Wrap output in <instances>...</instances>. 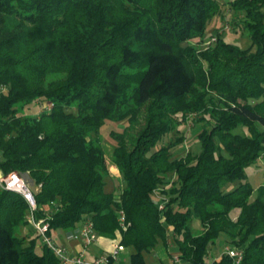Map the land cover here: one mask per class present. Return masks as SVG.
<instances>
[{
  "label": "trees",
  "instance_id": "16d2710c",
  "mask_svg": "<svg viewBox=\"0 0 264 264\" xmlns=\"http://www.w3.org/2000/svg\"><path fill=\"white\" fill-rule=\"evenodd\" d=\"M237 2L253 44L219 35L198 52L184 43L205 34L219 0H0V171L31 176L38 217L119 232L130 264H147L170 236L188 264H236L227 248L241 249V264H264V184L254 197L246 175L264 154V0ZM193 110L204 113L201 151L174 156L176 142H162ZM107 120L128 122L113 134L119 195L106 189L93 137ZM28 213L20 193L0 191V264H61L18 235ZM217 245L226 248L211 259Z\"/></svg>",
  "mask_w": 264,
  "mask_h": 264
},
{
  "label": "rangeland",
  "instance_id": "374dc122",
  "mask_svg": "<svg viewBox=\"0 0 264 264\" xmlns=\"http://www.w3.org/2000/svg\"><path fill=\"white\" fill-rule=\"evenodd\" d=\"M220 1V10L218 13L214 15V18L208 24L207 29L205 30V34H203L199 38L191 39L187 43H184L185 46L193 45L194 48L197 49L198 52H201L203 49H208L215 45V41L218 39L220 35L221 38L225 39L228 43H234L239 47L249 48L253 43L250 39L248 29H246L244 22L249 19L246 16L245 11H238L236 7L237 0H219ZM213 41V39H215ZM217 96L214 99L217 100ZM38 105H30L26 107L27 113L38 114L42 110L43 106H46L47 103H37ZM210 105V104H209ZM211 106V105H210ZM204 113L199 110H193L187 113V115L183 116L181 113L177 114L175 117L176 120V130L172 133L166 135L163 140V144H176V147L173 148L174 156H181V154H185L187 152L199 153L201 151V141L199 140V133L202 131L203 122H200ZM209 117L208 115L206 118ZM143 123V122H142ZM128 125L126 120L122 121H112L107 120L104 126L93 133V137L99 138L103 144L105 149V155L107 164L110 171L106 189L110 192L115 191L117 195L120 194L122 188L124 186L123 179L120 175L118 166L113 160L112 153L114 147L117 143L115 137L113 136L114 132H120ZM141 125H138L137 129H139ZM237 132L245 133L246 130L240 128ZM180 139V140H179ZM161 144V143H159ZM159 144L157 146H159ZM25 180L33 185V180L31 176L26 174H21ZM247 180L252 184L255 189L256 197L257 190L264 184V157L261 160L258 159L253 164H250L246 169ZM239 181H235L234 184L226 187L227 190H231L235 185L238 184ZM193 228H199V224L197 219H194ZM18 235L21 238H24L26 241H29L32 238H36V251L42 252L43 247L45 246L42 238L36 234L35 229L29 225H23L19 231ZM173 238V236H171ZM98 245V244H97ZM94 244L92 247L96 248L97 246ZM225 245L220 246L217 245L212 247L210 258H220L225 250ZM178 255V254H177ZM119 264H129V260L126 262H121Z\"/></svg>",
  "mask_w": 264,
  "mask_h": 264
},
{
  "label": "built area",
  "instance_id": "2783aa9c",
  "mask_svg": "<svg viewBox=\"0 0 264 264\" xmlns=\"http://www.w3.org/2000/svg\"><path fill=\"white\" fill-rule=\"evenodd\" d=\"M213 39V41H215ZM264 157L261 155L259 160ZM8 190L20 193L29 204V213L27 215V223L31 225L36 234L42 238L45 246H48L59 258L61 264H115L119 258L121 252L124 250V245L120 242L114 244L113 248L101 255L88 258L86 256V250L97 241L100 237L97 232L92 219L87 218L80 225L75 228L66 231V238L69 241L78 242L81 244V249L77 252H72L70 248L60 244L54 235V229L50 224L51 215H43L38 217L36 211L38 204L35 198L32 184L27 182L25 178L18 171H11L7 174L0 171V191ZM160 202L159 208L163 209L166 203L165 195H159ZM55 204V203H54ZM119 221L122 229L126 230L128 223L126 221V214L124 210L119 211ZM228 255L234 260V263L241 264L243 260V252L241 249L227 248ZM181 258L178 255H173V263L180 264Z\"/></svg>",
  "mask_w": 264,
  "mask_h": 264
},
{
  "label": "crops",
  "instance_id": "0c3cea01",
  "mask_svg": "<svg viewBox=\"0 0 264 264\" xmlns=\"http://www.w3.org/2000/svg\"><path fill=\"white\" fill-rule=\"evenodd\" d=\"M67 229H54V235L57 238L58 242L68 248L71 249L72 252H77L81 249V244L78 242L69 241L66 238ZM121 235L117 232L116 237L109 238L105 236H101L94 242L87 250L86 256L88 258H92L103 253L110 251L114 244L120 242ZM94 244H98L96 248L92 246ZM132 250L130 247L124 246V250L120 254L119 260L115 264H119L121 262H126L129 260L130 264V255ZM179 249L175 243V240L170 236L167 244L163 241H160L155 249L149 253L145 254L147 264H174L173 263V255L179 254ZM215 257V256H214ZM180 264H188L186 261H181Z\"/></svg>",
  "mask_w": 264,
  "mask_h": 264
}]
</instances>
